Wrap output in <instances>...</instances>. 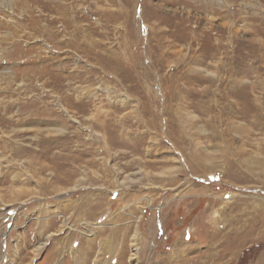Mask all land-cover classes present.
I'll return each instance as SVG.
<instances>
[{"label":"rangeland","instance_id":"obj_1","mask_svg":"<svg viewBox=\"0 0 264 264\" xmlns=\"http://www.w3.org/2000/svg\"><path fill=\"white\" fill-rule=\"evenodd\" d=\"M261 122L264 0H0V264H264Z\"/></svg>","mask_w":264,"mask_h":264},{"label":"bare ground","instance_id":"obj_2","mask_svg":"<svg viewBox=\"0 0 264 264\" xmlns=\"http://www.w3.org/2000/svg\"><path fill=\"white\" fill-rule=\"evenodd\" d=\"M9 6V5H8ZM8 9H11L10 7L8 8ZM182 106H184V103H179V105H178V109H179V111H180V109L181 108H183ZM149 106L148 105H146V107L145 106H143V109L145 110V113L146 114H148L150 111L147 109ZM182 111V110H181ZM151 113V112H150ZM170 113V112H169ZM170 117H172V119L173 120H170L168 123H169V126H168V124L166 125V126H168L170 129L168 130V129H166V131H167V135L169 136V139H170V141L172 142V146H173V148H174V150L175 151H178L180 154H182L181 156H183L184 154H183V152H186L187 151V146L186 145H189L188 147H189V150L190 151H192L191 153H190V156H192V154H194L196 157H193V163H191V164H193V170H196L197 168H198V170L199 171H201V170H205V168H208V167H204V166H202L201 168H200V165L199 164H202V165H205V159H201V156L200 155H198L197 153V151H198V145H199V140L197 139V138H199V137H196L197 136V134H198V129H199V125L200 124H198V116H196V114H195V112L194 111H188V113H187V117L185 118V119H183L182 117H181V114L177 111L176 113H171V116ZM158 119V118H157ZM157 119L155 118V117H153V119L152 120H149L148 121V124H151V125H153V126H157ZM170 119V118H169ZM261 120V119H260ZM259 120V121H260ZM108 121V120H107ZM172 121V122H171ZM260 123V122H259ZM262 123V122H261ZM263 124V123H262ZM102 126V129H103V131L102 132H100V133H98L97 131H95V133H97V134H101L102 136V138H103V142H104V144H105V147H110V142H109V138H111L110 136H109V138H108V135H107V133H106V128H105V125H104V123L102 122V124H101ZM108 125V124H107ZM106 125V126H107ZM256 126H257V124H255ZM264 125V124H263ZM120 126V125H119ZM162 126V125H161ZM158 127V126H157ZM160 127V126H159ZM159 127H158V129H159ZM162 128V127H161ZM157 129V128H156ZM201 129V128H200ZM53 130V129H52ZM59 130V132L58 131H56L57 133H60V134H62V133H64V131H63V129H58ZM158 131V130H157ZM166 131L164 132V134L166 133ZM245 130H243V131H241V134L242 135H245L248 131L246 130V132H244ZM42 132V131H41ZM162 132V131H161ZM201 132V131H200ZM240 132V131H239ZM218 134V133H217ZM157 135V134H156ZM215 136V135H214ZM220 136V140L222 139L221 137H223L222 135H219ZM158 137V136H157ZM213 137V136H212ZM242 137V136H241ZM126 138V137H125ZM155 141L157 140L156 139V137H152ZM168 138V137H167ZM188 138V139H187ZM143 139V138H142ZM101 140V139H100ZM126 140H127V138H126ZM140 145L141 144H143V140H141L140 142ZM243 143L244 144H246L245 143V140H244V138H242L241 139V145H240V149H238L237 150V154H240L241 153V155H242V152H243ZM114 144V143H113ZM123 144V143H122ZM126 144V143H125ZM135 144V143H134ZM136 145V144H135ZM137 146H138V144H137ZM136 150V149H135ZM178 153V154H179ZM228 156L229 155H223V160H224V162H223V167H220V168H222V170L224 171L225 170V175L227 176V177H231V178H233L234 179V177H233V175H231L230 174V172L232 171V169L235 167V165L233 164V163H231L230 162V160L228 159ZM180 157V156H179ZM181 158V157H180ZM244 160V159H243ZM243 160H241V161H243ZM198 163V164H197ZM243 164L245 163V164H248L249 163V161H247V162H242ZM206 166V165H205ZM204 167V168H203ZM258 167H259V169H262V170H264V165H261V164H259L258 165ZM178 167H176V169H177ZM213 168V167H212ZM172 169H174V167L172 168ZM114 170V169H113ZM115 171V170H114ZM59 191V190H58ZM45 192V191H44ZM245 210V209H244ZM116 223V222H115ZM84 224H86V223H84ZM89 224V223H88ZM114 226V228H115V224L113 225ZM110 231H112V232H118L119 231V229L118 228H116V229H111ZM137 232H136V236H134V238H131V239H133V241H136L137 240V235H139L138 234V230H136ZM129 234V233H128ZM124 236H126V234L124 235ZM139 238V237H138ZM123 239H125V238H123ZM124 241V240H123ZM105 242H108V241H105ZM125 242V241H124ZM127 242V241H126ZM93 243V242H92ZM135 243H137V241L135 242ZM94 245V244H93ZM93 245H91V246H93ZM44 246H45V244H40L37 248H36V251L37 252H40L42 249H44ZM126 247V246H125ZM177 247V246H176ZM110 249H111V247H109ZM108 248V249H109ZM179 249V248H178ZM186 249V248H185ZM104 250H106V249H104ZM103 250V251H104ZM111 251V250H110ZM114 251V250H113ZM122 251V250H121ZM91 252V251H90ZM174 252V251H173ZM183 252V250L181 251V253ZM186 252V251H185ZM180 253V254H181ZM138 254V251L137 252H135L134 253V255H137ZM86 255H87V252H86ZM82 256V255H81ZM80 258V257H79ZM99 258V257H98ZM131 259H133V258H131ZM173 259V258H172ZM134 260V259H133ZM171 260V259H170ZM99 261H101L100 259H99ZM104 262V261H103ZM100 263V262H99ZM109 263V262H108ZM102 264V263H101Z\"/></svg>","mask_w":264,"mask_h":264}]
</instances>
